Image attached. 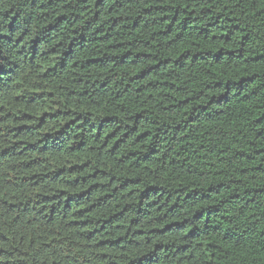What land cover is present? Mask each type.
<instances>
[{
    "label": "trees",
    "instance_id": "obj_1",
    "mask_svg": "<svg viewBox=\"0 0 264 264\" xmlns=\"http://www.w3.org/2000/svg\"><path fill=\"white\" fill-rule=\"evenodd\" d=\"M0 264H264V0H0Z\"/></svg>",
    "mask_w": 264,
    "mask_h": 264
}]
</instances>
